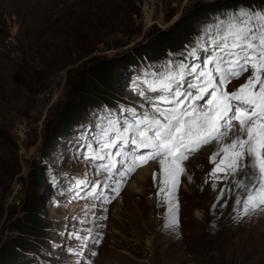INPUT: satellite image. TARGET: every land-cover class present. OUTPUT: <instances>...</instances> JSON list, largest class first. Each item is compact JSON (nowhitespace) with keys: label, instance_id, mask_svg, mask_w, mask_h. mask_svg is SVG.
Listing matches in <instances>:
<instances>
[{"label":"rangeland","instance_id":"1","mask_svg":"<svg viewBox=\"0 0 264 264\" xmlns=\"http://www.w3.org/2000/svg\"><path fill=\"white\" fill-rule=\"evenodd\" d=\"M215 1L224 0H0V264H264V209L242 215L233 208L234 195L213 208L226 186L213 191L211 180L205 183L215 144L183 164L172 201L174 228L164 227L169 205L156 196L158 162L141 181L131 173L119 195L109 192L114 198L96 210L104 218L87 225L77 219L85 201L69 191L76 179L97 178L83 157L98 117L121 108L141 111L145 72L183 59L186 46L220 17L201 7ZM248 1L254 9L264 6V0ZM194 9L186 24L169 25L176 14ZM136 51L154 59L125 67ZM97 64L107 67L112 85L92 75ZM84 97L91 105L63 133L61 112L72 103L82 109ZM52 136L57 138L45 149ZM36 216L40 228L22 233L20 226L30 227ZM83 227L93 229L95 240L81 257L70 252L79 251L70 234Z\"/></svg>","mask_w":264,"mask_h":264},{"label":"snow or ice","instance_id":"2","mask_svg":"<svg viewBox=\"0 0 264 264\" xmlns=\"http://www.w3.org/2000/svg\"><path fill=\"white\" fill-rule=\"evenodd\" d=\"M186 49L183 59L145 72L138 89L141 111L121 108L98 117L83 157L97 178L85 175L69 188L75 199L85 201L83 218H77L81 225L103 219L96 210L114 198L108 193L119 195L128 176L153 161L159 164L153 172L158 202L169 205L164 227L174 228L172 201L185 174L183 164L213 144L205 183L211 180L213 191L226 185L213 208L234 195L233 208L242 215L264 209V8L238 7L215 18ZM246 73L235 91H227ZM70 236L79 242V251L70 252L81 257L95 240L87 227Z\"/></svg>","mask_w":264,"mask_h":264},{"label":"trees","instance_id":"3","mask_svg":"<svg viewBox=\"0 0 264 264\" xmlns=\"http://www.w3.org/2000/svg\"><path fill=\"white\" fill-rule=\"evenodd\" d=\"M243 4L244 6H251L252 4L248 1V0H224V1H215V2H208V3H203L201 7H205L207 13H210L211 15H213L214 17L216 16H222V11L223 9H230V10H234L236 9V4ZM258 5H262L263 2H258ZM259 8H264V6H260ZM196 12H198L197 9H194L191 11V13L189 15H185L180 16L176 22L183 20L182 22H184V24H186V20L184 19L185 17L189 18L191 17H195V15L197 14ZM167 50V49H166ZM140 53V51H136L131 58H129L128 62L126 63L125 67H131L139 65V63H143L146 64L148 62L149 59H154V57H148L144 54H138ZM167 52L165 51V49L162 51L161 54H166ZM128 63H132L130 65H127ZM107 67H100L98 66V64L95 66V68L93 67L91 70L92 75H94V77L96 78V80L98 81L99 84H107V82L109 81L110 84L112 85L114 83V79L111 76H108L107 73ZM107 80V82H106ZM81 106L83 107L81 109V107H78L75 104H71L68 108H65L63 110V112H61L60 117L58 118L59 120L57 121L59 124V127L63 129V133H69L70 130L72 129V127L74 126V123L77 121H80V115L82 114V112H84V108L86 109L88 106L91 105V103L88 101V98L84 97V99L80 102ZM57 138V137H56ZM55 138V139H56ZM54 137H48L47 139V143L44 144V148H50L52 147L53 143H54ZM43 148V149H44ZM35 223L33 225H29L28 226H20V231L22 233H30L32 232V228H40V225L38 224V216L35 217ZM22 245V244H21ZM23 246V245H22ZM17 250V248H16ZM15 250H10V249H5V253L6 254H12Z\"/></svg>","mask_w":264,"mask_h":264},{"label":"bare ground","instance_id":"4","mask_svg":"<svg viewBox=\"0 0 264 264\" xmlns=\"http://www.w3.org/2000/svg\"><path fill=\"white\" fill-rule=\"evenodd\" d=\"M179 18V13L178 14H176L173 18H172V20L170 21V23H169V25L173 22V21H176L177 19ZM169 30V29H168ZM216 150V148H213L212 149V152H214ZM211 152V153H212ZM156 162H152V161H150L148 164H146L144 167H139V168H141L140 170H139V168H137L136 169V171L135 172H137V173H135L134 172V174H136V177L141 181L145 176L147 177L149 174H150V169H151V167L155 164ZM145 179V178H144ZM127 185V184H126ZM128 187L130 188V189H132V190H136L137 188H136V186L135 185H133V183H129L128 184Z\"/></svg>","mask_w":264,"mask_h":264},{"label":"built area","instance_id":"5","mask_svg":"<svg viewBox=\"0 0 264 264\" xmlns=\"http://www.w3.org/2000/svg\"><path fill=\"white\" fill-rule=\"evenodd\" d=\"M23 130H22V128H21V126H19V132H18V134H20V132H22Z\"/></svg>","mask_w":264,"mask_h":264}]
</instances>
